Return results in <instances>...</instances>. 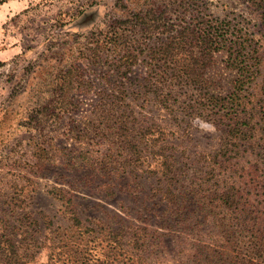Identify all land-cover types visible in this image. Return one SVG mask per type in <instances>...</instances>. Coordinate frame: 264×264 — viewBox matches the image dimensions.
Here are the masks:
<instances>
[{"label":"rangeland","instance_id":"rangeland-1","mask_svg":"<svg viewBox=\"0 0 264 264\" xmlns=\"http://www.w3.org/2000/svg\"><path fill=\"white\" fill-rule=\"evenodd\" d=\"M217 20L260 46L263 83L264 27L247 0H0V243L10 238L18 247L24 237L43 240L67 225L57 193L63 188L74 195L86 226L99 229L101 220L113 229L147 227L160 236V264H195L190 229L207 212L189 192L194 182L225 187L204 171L220 155L229 125L210 118L194 86L161 93L148 80L159 72L150 64H163L159 49L171 34ZM226 58L217 52L205 72L212 93L231 90L235 74ZM106 111L108 122L102 119ZM242 143L239 159L248 172L239 182L251 192L246 208L258 217V229L264 220V138L255 148ZM164 152L176 164L178 193L188 206V220L179 225L153 195L160 183L152 172ZM110 154L131 159L126 172L86 163L87 156ZM243 219L241 246L248 252L258 230L248 214ZM202 229L217 232L210 220ZM107 244L91 240L89 258L79 264H125L122 258L112 263ZM50 252L39 241L33 253L45 262Z\"/></svg>","mask_w":264,"mask_h":264},{"label":"trees","instance_id":"trees-1","mask_svg":"<svg viewBox=\"0 0 264 264\" xmlns=\"http://www.w3.org/2000/svg\"><path fill=\"white\" fill-rule=\"evenodd\" d=\"M247 1L259 10L261 25L264 27V0ZM219 51L226 53V67L235 74L231 90L225 95L212 93L210 81L205 76L207 68L214 63L215 54ZM261 53L260 46L246 33L217 20L210 21L207 26L195 24L194 27L186 26L177 30L159 49L160 58L157 62L160 65V61H163V64H150L152 69L158 67L159 72L148 81L161 90V93L173 89L178 84L194 86L202 92L197 102L200 106L202 102L208 106L210 118L217 123L227 122L229 125L225 131L220 155L214 157L213 165L207 166L210 171H204L217 177L219 183L225 181V187L215 188L211 184V187L204 189L202 185L198 186L197 182H194L189 192L191 198L199 200L207 212L204 215L206 220H197L195 227L190 229L196 238L193 258L195 264H264V220L258 222L260 226L257 229L258 217H254V211L246 208L251 192H246L239 182L240 177L248 172L245 166H241L239 159L242 142L246 141L250 147L255 148L257 141L264 138ZM110 117L111 111H106L102 119L108 122ZM118 119L124 123L122 116ZM126 159L121 162L112 154L98 159L87 156L86 163L110 173L126 172L127 166L131 164V159ZM250 169H254V166H250ZM152 174L160 183V188L153 192L154 197L159 196L166 202V213L177 225L186 223L189 217L186 212L188 206L178 193L181 179L174 160L164 152L159 168ZM261 183L262 180L258 182ZM64 191L66 190L62 188L57 190V193L64 200L63 215L69 223L50 230L43 240L34 239L33 236L24 237L18 247L12 239H2L0 244L5 245L0 249V264L86 263L89 258V252L86 251L89 242L101 238L113 252L112 263L123 260L125 264H160L159 257H155L156 246L160 244L157 231L133 225L113 229L98 219L99 229L90 228L80 218L74 195ZM245 213L253 222L252 230H258L254 237V246L251 245L248 252L241 246L240 227L245 221ZM207 220L211 221L217 230L216 233L202 229ZM39 241L48 244L51 251L49 261L39 262L35 259L33 252L37 249Z\"/></svg>","mask_w":264,"mask_h":264}]
</instances>
